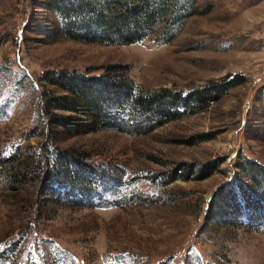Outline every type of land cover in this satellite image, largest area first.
I'll return each mask as SVG.
<instances>
[{"label":"rangeland","instance_id":"obj_1","mask_svg":"<svg viewBox=\"0 0 264 264\" xmlns=\"http://www.w3.org/2000/svg\"><path fill=\"white\" fill-rule=\"evenodd\" d=\"M184 4L197 12L170 41L102 44L55 34L48 0H0V157L45 156L18 181L0 171V264H264V197L239 167H264V0ZM110 65L126 66L140 93L185 98L243 81L203 108L165 98L161 108L177 117L150 124H129L124 102L109 108L108 126L83 118L69 134L47 125L40 92L60 91L42 74ZM69 158L90 164L82 192L71 190ZM167 171L184 177L164 184Z\"/></svg>","mask_w":264,"mask_h":264},{"label":"trees","instance_id":"obj_2","mask_svg":"<svg viewBox=\"0 0 264 264\" xmlns=\"http://www.w3.org/2000/svg\"><path fill=\"white\" fill-rule=\"evenodd\" d=\"M48 2L49 8L58 15L60 20L58 29L54 31L55 34L102 44L132 43L148 34H153L154 38L161 42L170 41L174 37L173 29H176L187 15L197 12L196 8L191 6L189 10L185 9V4L182 5L183 0H48ZM107 68L100 74L75 70L50 71L42 74L39 79L48 82L60 91L58 94L50 93L51 90L45 88L40 92L41 113L47 125L62 128L69 134L81 132L84 125L83 118L89 119L98 126H108L111 118L107 111L112 107L118 109L124 102L128 107L126 119H128L127 122L131 121L129 124L133 123L137 117L143 118L147 124H150L158 118L177 117V113L168 112L166 107L161 108V101L165 98H170L175 102L186 98L189 103L203 108L208 105L209 101L220 97L232 84L243 81L241 76L235 78L232 76L226 81L197 87L190 93V97L183 98L179 93L170 94L165 89L156 93H140L127 76L126 66L110 65ZM165 105L167 106V103ZM116 117L114 114L113 119ZM54 132L57 131L54 130ZM50 154L48 153L46 157ZM37 155L35 154V160L28 154L20 158L17 151L4 158L3 162L0 157V163L2 162L0 171L14 181L26 178L31 173V168L39 167V159L45 160V156L40 153ZM67 162L75 166L77 171L71 190L75 188L76 191L82 192L83 179L90 173V164L74 158H69ZM239 167L256 184L258 188L256 197H264V167L248 159L239 164ZM57 168L55 165V169ZM187 170L188 168L183 171ZM49 171L52 173L47 172L48 176L58 173V170ZM170 172H166L167 179L164 184L184 177V175ZM235 190L237 192V188ZM222 192L224 194L220 193V198L223 200L226 195L230 198L231 211L234 213L238 205L235 197L225 186Z\"/></svg>","mask_w":264,"mask_h":264}]
</instances>
